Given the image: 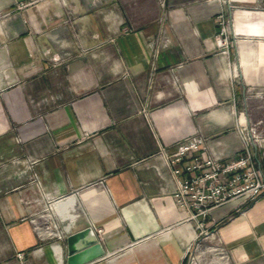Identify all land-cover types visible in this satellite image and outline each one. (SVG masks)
Listing matches in <instances>:
<instances>
[{
    "label": "crops",
    "instance_id": "1",
    "mask_svg": "<svg viewBox=\"0 0 264 264\" xmlns=\"http://www.w3.org/2000/svg\"><path fill=\"white\" fill-rule=\"evenodd\" d=\"M254 126L264 177V0H0V264H67L86 226V264H264V190L214 208L191 262L165 157H237Z\"/></svg>",
    "mask_w": 264,
    "mask_h": 264
},
{
    "label": "built area",
    "instance_id": "2",
    "mask_svg": "<svg viewBox=\"0 0 264 264\" xmlns=\"http://www.w3.org/2000/svg\"><path fill=\"white\" fill-rule=\"evenodd\" d=\"M228 18L222 11L217 15L216 40L224 50L230 46ZM250 135L246 134L244 145L234 158L204 154L205 140L198 135L184 138L178 143L175 152L165 154L176 183L175 202L186 212V220H195L198 230L196 243L187 252L191 262L197 260L202 251L199 247L201 236L212 234L207 226V217L214 208L235 199H239L241 204H248L264 190V177L256 166L252 148V142L256 144L261 139L256 126L250 128ZM210 250L216 257L213 258V264H232L225 249L212 246Z\"/></svg>",
    "mask_w": 264,
    "mask_h": 264
},
{
    "label": "water",
    "instance_id": "3",
    "mask_svg": "<svg viewBox=\"0 0 264 264\" xmlns=\"http://www.w3.org/2000/svg\"><path fill=\"white\" fill-rule=\"evenodd\" d=\"M67 242V264H86L105 255V249L92 226L69 233Z\"/></svg>",
    "mask_w": 264,
    "mask_h": 264
},
{
    "label": "bare ground",
    "instance_id": "4",
    "mask_svg": "<svg viewBox=\"0 0 264 264\" xmlns=\"http://www.w3.org/2000/svg\"><path fill=\"white\" fill-rule=\"evenodd\" d=\"M62 206H63V205H62ZM62 206H60V208H61Z\"/></svg>",
    "mask_w": 264,
    "mask_h": 264
}]
</instances>
